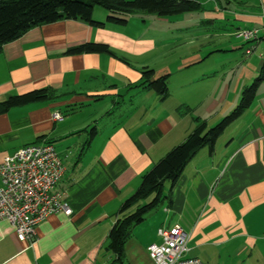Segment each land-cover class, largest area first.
<instances>
[{"label":"crops","instance_id":"1","mask_svg":"<svg viewBox=\"0 0 264 264\" xmlns=\"http://www.w3.org/2000/svg\"><path fill=\"white\" fill-rule=\"evenodd\" d=\"M191 1L199 8L181 15L138 11L126 25L103 28L60 21L3 46L0 105L40 89L53 98L0 106V163L28 145L53 144L66 167L56 189L73 212L43 221L32 247L0 221V264H90L109 246L143 177L198 125L211 128L231 114L255 83L251 105L214 148L199 149L176 183L164 182L162 201L133 227L124 259L155 264L148 248L162 242L159 229L178 224L189 235L186 257L264 264V0ZM108 14L96 7L94 19L106 22ZM256 27L257 40H236ZM88 42L112 53L67 54ZM145 69L155 70L153 79L168 77L167 96L143 85ZM57 112L62 120H54Z\"/></svg>","mask_w":264,"mask_h":264},{"label":"trees","instance_id":"2","mask_svg":"<svg viewBox=\"0 0 264 264\" xmlns=\"http://www.w3.org/2000/svg\"><path fill=\"white\" fill-rule=\"evenodd\" d=\"M102 7L108 11L106 22L94 19V10ZM199 6L191 0H0V52L4 45L16 41L26 32L36 27L67 20H81L90 26L103 28L106 23L126 25L127 16L138 11L159 17H171L195 11ZM112 53L106 44L88 42L71 48L67 54H104ZM155 70L142 72L143 85L147 84L159 95L168 94V77L153 79ZM257 89V83L246 89L240 105L216 126L208 128L201 123L184 142L171 150L144 177L141 187L129 198L121 209V218L117 220L109 234V250L117 260L125 255V244L133 227L146 220L150 211L162 201L165 181L176 183L184 167L199 149L205 146L214 148L218 138L251 105ZM53 98L49 89L34 90L9 97L0 106L3 111L25 104L48 101ZM156 197L149 203H140L150 194Z\"/></svg>","mask_w":264,"mask_h":264},{"label":"built area","instance_id":"3","mask_svg":"<svg viewBox=\"0 0 264 264\" xmlns=\"http://www.w3.org/2000/svg\"><path fill=\"white\" fill-rule=\"evenodd\" d=\"M261 32L258 27L244 29L238 37L252 42ZM62 119L60 113L54 114V120ZM65 172L66 167L51 143L28 145L0 163V221H8L18 240L28 247L36 244L37 228L49 216L72 215L71 206L56 189ZM158 235L162 242L148 248L155 264H204L200 259L186 257L189 235L182 226L161 228Z\"/></svg>","mask_w":264,"mask_h":264},{"label":"rangeland","instance_id":"4","mask_svg":"<svg viewBox=\"0 0 264 264\" xmlns=\"http://www.w3.org/2000/svg\"><path fill=\"white\" fill-rule=\"evenodd\" d=\"M241 0H236V2H240ZM256 5V4H255ZM235 38L239 42H244L240 37H238V33ZM148 220V219H147ZM108 245L104 246L102 249L95 252L90 260V264H152L148 260H144L143 258L136 257L134 259H123L121 261L117 260L116 255H114L110 250H108Z\"/></svg>","mask_w":264,"mask_h":264}]
</instances>
